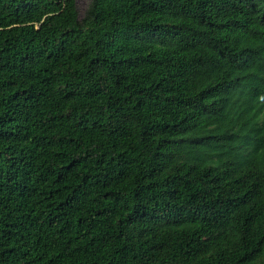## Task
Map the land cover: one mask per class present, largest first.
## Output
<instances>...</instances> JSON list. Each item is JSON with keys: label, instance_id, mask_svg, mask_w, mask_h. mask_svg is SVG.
<instances>
[{"label": "trees", "instance_id": "16d2710c", "mask_svg": "<svg viewBox=\"0 0 264 264\" xmlns=\"http://www.w3.org/2000/svg\"><path fill=\"white\" fill-rule=\"evenodd\" d=\"M0 0V264H264V0Z\"/></svg>", "mask_w": 264, "mask_h": 264}, {"label": "rangeland", "instance_id": "374dc122", "mask_svg": "<svg viewBox=\"0 0 264 264\" xmlns=\"http://www.w3.org/2000/svg\"><path fill=\"white\" fill-rule=\"evenodd\" d=\"M91 3V0H78L79 18L82 19Z\"/></svg>", "mask_w": 264, "mask_h": 264}, {"label": "water", "instance_id": "95a60500", "mask_svg": "<svg viewBox=\"0 0 264 264\" xmlns=\"http://www.w3.org/2000/svg\"><path fill=\"white\" fill-rule=\"evenodd\" d=\"M75 4H76V8L78 10V0L75 1Z\"/></svg>", "mask_w": 264, "mask_h": 264}]
</instances>
